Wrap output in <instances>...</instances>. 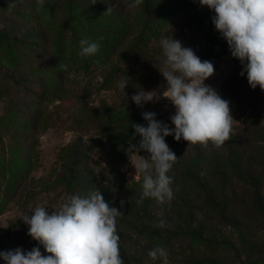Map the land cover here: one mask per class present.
<instances>
[{"label":"rangeland","instance_id":"1","mask_svg":"<svg viewBox=\"0 0 264 264\" xmlns=\"http://www.w3.org/2000/svg\"><path fill=\"white\" fill-rule=\"evenodd\" d=\"M10 2L0 0V251L40 247L48 255L26 237L23 215L36 206L58 210L70 196L98 188L111 207L125 201L117 224L124 264L264 263V92L240 75L228 45L212 46L189 15L160 24L156 13L129 0H15L9 8ZM122 22L130 32L101 58V43ZM146 22L156 28L142 34ZM171 35L214 64L205 84L230 101L236 122L219 148L165 137L178 160L168 173L174 197L160 205L141 199L125 125L134 119L147 126L142 113L154 112L174 128L168 100L138 107L131 99L139 89L163 91L166 81L153 64L162 67L159 40ZM82 39L98 43V53L81 55ZM161 219L164 228L155 226ZM156 246L166 258L149 257Z\"/></svg>","mask_w":264,"mask_h":264},{"label":"clouds","instance_id":"2","mask_svg":"<svg viewBox=\"0 0 264 264\" xmlns=\"http://www.w3.org/2000/svg\"><path fill=\"white\" fill-rule=\"evenodd\" d=\"M143 2L133 0L130 7L138 8ZM199 3L214 11L212 22L226 40L231 56L240 61V75L246 73L249 86L252 89L259 86L264 92V0H199ZM8 7H15V0H11ZM111 11L109 6L106 12ZM80 46L84 56H94L100 48L98 43L87 39L80 40ZM159 46L161 54L156 60L162 67L153 66L166 81V85L161 86L163 91L139 89L131 99L138 107L160 99L168 100L175 108L174 115L170 116L174 128L158 121L156 113L143 112L147 126L132 123L134 134L127 150L136 153L130 162L135 168V177H142L141 199L150 197L163 205L174 197L173 179L168 173L178 160L165 137L173 135L177 142L183 139L188 145L206 148L211 144L219 148L231 139L236 120L230 101L205 84L215 73L211 61L201 60L193 49L184 47L172 35L161 38ZM129 81L124 74L119 88L124 91ZM137 136L139 141L132 143ZM142 151L147 155H141ZM124 204L121 200L119 209L111 207L100 190L94 188L85 196H70L55 211L36 206L31 215L25 213L21 219L28 226L27 234L43 246L48 255H43L40 247L27 252L17 247L0 251V259L5 264H124L117 232ZM155 226L164 228L166 222L161 219ZM148 255L156 260L166 258L168 253L164 247L156 246Z\"/></svg>","mask_w":264,"mask_h":264},{"label":"trees","instance_id":"3","mask_svg":"<svg viewBox=\"0 0 264 264\" xmlns=\"http://www.w3.org/2000/svg\"><path fill=\"white\" fill-rule=\"evenodd\" d=\"M130 2L133 3V0H129ZM143 7L146 12H154L158 15L160 24L163 22H166L169 18H179L182 16L189 15L190 18H192L193 21L198 23L199 30L204 33V32H209L207 33L208 39L211 42L212 46H215L217 44L226 46L227 42L224 38H222L221 34L215 29V26L212 24V19H208V16L211 15L212 17L215 15L213 10H210L206 6H201L199 3V0H160V4H158V7L155 5L153 6L151 3V0H144L143 2ZM201 11V12H200ZM197 12V15L195 14ZM153 31L156 27L155 24H151L149 22H146L143 29H142V34L143 31L149 30ZM131 28L128 26L127 22H122V24L114 25L112 27V36L109 39H106L101 43V58L105 57L107 53L109 52V48L112 46H115L122 38L127 35L130 32ZM141 32L139 34H141ZM211 32V33H210ZM142 40L144 39L143 36L141 37ZM132 123L135 124H143L139 120H129L125 127L128 132L129 137L131 138L134 134V129L131 127ZM144 125V124H143ZM140 137L137 136L135 140H133V143H137L139 141ZM144 155H147L145 152H141ZM206 196H208V199L211 202V205L215 209H220V202L215 201L212 196V192L209 190L206 192ZM228 201V200H227ZM256 201H259L257 199ZM226 203L223 204V207H226ZM222 216H225L223 214ZM193 240H198V242L205 243L206 238L202 237L201 235H194L192 236ZM222 244H224L222 242ZM194 250V249H191ZM195 251V250H194ZM210 251V250H209ZM196 253V251H195ZM199 258V256H202L201 254L196 253ZM204 255V254H203ZM211 255L208 256L211 258ZM205 256V255H204ZM262 260L260 259H249V264H257L258 262H261ZM264 264V263H261Z\"/></svg>","mask_w":264,"mask_h":264},{"label":"water","instance_id":"4","mask_svg":"<svg viewBox=\"0 0 264 264\" xmlns=\"http://www.w3.org/2000/svg\"><path fill=\"white\" fill-rule=\"evenodd\" d=\"M26 237L30 238V236L28 234H26Z\"/></svg>","mask_w":264,"mask_h":264}]
</instances>
